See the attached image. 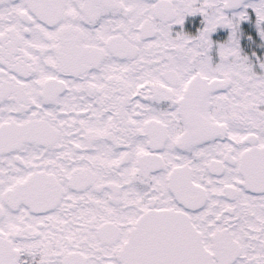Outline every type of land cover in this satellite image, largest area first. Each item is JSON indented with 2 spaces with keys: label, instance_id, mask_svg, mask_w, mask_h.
Masks as SVG:
<instances>
[{
  "label": "snow or ice",
  "instance_id": "obj_1",
  "mask_svg": "<svg viewBox=\"0 0 264 264\" xmlns=\"http://www.w3.org/2000/svg\"><path fill=\"white\" fill-rule=\"evenodd\" d=\"M0 264H264V0H0Z\"/></svg>",
  "mask_w": 264,
  "mask_h": 264
}]
</instances>
